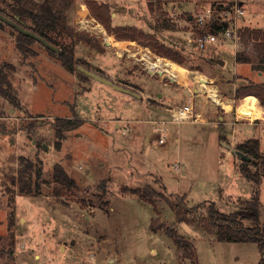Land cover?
Returning a JSON list of instances; mask_svg holds the SVG:
<instances>
[{"label":"rangeland","instance_id":"obj_1","mask_svg":"<svg viewBox=\"0 0 264 264\" xmlns=\"http://www.w3.org/2000/svg\"><path fill=\"white\" fill-rule=\"evenodd\" d=\"M88 1L56 2L68 27L83 40L75 46L73 72L56 57L57 51L37 40L25 42L27 52L22 56L13 29L5 24L0 28V64L15 66L10 80L20 102L16 107L0 96V264H264V250L259 245L220 242L197 221L179 223L162 198L186 196L188 207L198 208L191 210L189 217L199 220L208 217L212 203L220 212L230 214L245 207L259 192L264 223V176L260 186L247 181L240 172L241 158L223 145L230 143L226 138L220 142V131L209 125L193 130L191 125L169 123L167 139L161 144L156 124L145 123L154 112L140 99L78 71L79 67L86 68L125 88L129 82L140 81L146 90L156 89L167 96L169 109L187 105L192 96L183 92L181 80L149 74L144 54L148 50L155 57L174 62L153 44L157 40L171 48L180 54V65L184 76H189L192 91L199 84L211 93L215 87L209 84L218 82L205 77L204 63L222 59L226 74L233 75L237 70L232 61L235 49L225 45L202 53L196 43L201 30L196 17L209 7L221 9L233 2L94 0L98 5L108 4L112 15L116 14L113 27L136 29L137 43L122 45L118 41L123 43L124 39H115V33L95 16ZM245 4L242 28L264 29V0H246ZM1 7L8 10L6 4ZM108 39L115 44L109 46ZM59 41L70 44L72 40L66 36ZM248 48L254 59L253 46ZM117 55L121 63H117ZM123 78L126 84L118 83ZM160 79L168 85L161 86ZM205 94L198 95L202 98ZM200 98L194 104L195 114L203 113ZM147 104L158 107L155 100L149 99ZM238 109L240 114L263 122L256 118L254 108L242 105ZM59 118L83 121L66 133L60 150L52 127ZM117 119L123 121L120 128L115 127ZM179 134H185L180 145L174 140ZM148 135L150 141L146 142ZM237 136L241 142L258 138L255 133ZM263 147L264 142V152ZM20 157L34 163V179L41 185L39 194L18 192ZM56 164L77 183L60 198L51 196ZM176 165L180 170L174 168ZM249 169L256 171L253 165ZM144 188L154 191L156 208L136 193ZM244 224L251 227L253 222ZM171 229L176 231L174 236L168 231Z\"/></svg>","mask_w":264,"mask_h":264},{"label":"trees","instance_id":"obj_2","mask_svg":"<svg viewBox=\"0 0 264 264\" xmlns=\"http://www.w3.org/2000/svg\"><path fill=\"white\" fill-rule=\"evenodd\" d=\"M8 1L9 0H0V13L41 36L52 45H60L61 47L56 57L65 67L73 72L75 70V46L83 40L79 33H75L74 30H71L66 24V18L62 14V11L56 8V2L58 0H44L43 2H37L35 0H11V3H8ZM62 1L65 2V0ZM1 4H6L8 10L1 7ZM150 4L151 9H153V3L151 1ZM232 4L233 3H230L229 5ZM88 5L95 16L107 27L109 32L115 33V39L135 41L139 38L137 37L138 34H136V29H133L132 27L112 26L113 17L111 7L108 4L98 5L96 1L89 0ZM28 20H30V23H28ZM4 24L10 26L14 33H16V47L20 54L25 57V53L27 52L25 49V42H31L37 39L21 32L13 25L0 19V28H3ZM217 29L218 28L214 27H206L204 30H199L198 33L201 35L207 32H215ZM54 35L56 38L53 37ZM66 36H69L72 40L70 44L59 41V39H64ZM139 36L145 38V35L143 34H140ZM240 36L244 48L236 53V61L238 63H252L254 61L256 62L257 59L258 63L261 64L260 66H264V29H251L244 27L241 28ZM250 45L254 48V59L248 54L251 50L248 48ZM153 48L174 62L182 64L183 61L181 60L179 53H175L171 48L159 44L157 40L154 42ZM259 64L257 66L258 69ZM78 71L81 72L79 69ZM13 72H15V66L13 64H0V96L8 99L12 105L18 107L20 106V102L10 80ZM236 95L238 98L254 95L264 106V82H249L247 86L240 87L236 91ZM82 124L83 121L76 118L56 119L52 127L56 133L57 149L60 150L62 141L66 138V133L74 130ZM221 138H223L221 141L225 140L224 136ZM237 149L244 152L252 159L251 162L243 161L241 164L240 172L242 176L247 181L260 186L261 177L264 176V152L261 149L260 140H248L238 145ZM19 162L21 166L18 170V192L22 195L39 194L41 185L34 179V163L25 157H20ZM250 165H253L256 168L255 172L249 169ZM36 177L37 180L40 178V171L37 172ZM52 179L54 181V186L51 190V196L53 197L60 198L77 186L76 181L60 164L54 166ZM136 193L140 195L142 194L141 196L148 198L152 205H154V208H156V201L154 200L155 193L152 189H139ZM162 198H165L169 207L174 211L179 223L186 222L194 224L197 221L206 227L210 233L216 234L217 239L220 242L253 243L259 245L260 248L264 250V223L261 221V201L259 192L255 193L253 199L248 201L245 207L230 214L220 212L216 208L215 203H212L208 207V217H202L199 220L191 219L189 217L191 210L197 211L198 208L188 207L186 204V196H174L171 199L162 196ZM246 221L253 222V225L251 227L245 226L244 223ZM168 231L171 236H174L176 233L174 229Z\"/></svg>","mask_w":264,"mask_h":264},{"label":"crops","instance_id":"obj_3","mask_svg":"<svg viewBox=\"0 0 264 264\" xmlns=\"http://www.w3.org/2000/svg\"><path fill=\"white\" fill-rule=\"evenodd\" d=\"M221 1H227V2H234L235 0H221ZM116 16V14L112 15V17ZM113 21V19H112ZM118 27V26H116ZM123 27V26H119ZM119 44L126 45L128 44H135L137 43L136 41H128V40H123V43L119 42ZM115 44V43H114ZM117 63H121V57L117 55L116 57ZM166 59V58H163ZM207 59V58H206ZM167 60V59H166ZM208 63H204V75L207 79H209L211 82L215 81L218 82V84L213 85L214 83H210L209 87H215L217 96L220 100V102H215L211 97L210 93L208 90L205 88L199 87V84L196 85L194 91H192L191 87L189 86L188 83H190L189 76L188 77H182L181 82L183 83L184 81V93L188 94L189 96L191 95L190 99L188 100V103H193V105L196 102V98H200L198 94H205L202 96L201 103L202 105V112L203 113H197L198 118L194 121H186L183 123H177V125H191L192 129L193 127L196 126H204V125H209L210 127H214L215 129H218L220 131L219 134V139H221L222 136H224L230 143L229 145H234L238 146L248 140L251 139H259L261 144L263 145L264 142V106L260 103V100L256 98L255 96H247L244 98H237L236 91L240 87L246 86V84L250 81L253 82H264V70L261 68H257L258 62H252V63H238L236 61V54L232 56V61L235 63V67L237 68L236 72L233 75L226 74V70H224V67L226 66V61H223L222 59H207ZM217 61H221L223 64L218 63ZM174 63V62H173ZM176 64V63H174ZM180 67H182L180 64H176ZM247 65V66H246ZM130 68V65H127ZM242 67V69H240ZM246 68V69H245ZM152 78L151 76H149ZM211 78V79H210ZM185 79V80H184ZM123 79H119L118 83L122 84L125 83L123 82ZM138 80V79H137ZM161 86H167V83H163V79L158 80ZM224 82L226 85H224ZM126 84V83H125ZM128 88L133 89L137 91L138 93L141 94V97H137L140 99L142 105L146 108H149L154 112V115L152 116L151 120L155 119H162V118H169L167 115H163L162 113H159L149 107L147 104V100H155V102H158L157 106L161 109H164L165 111L169 109L171 106L170 105V99H168L167 96L164 94L158 93L159 91L156 92V89H149L146 90L141 84L140 81L138 82H129ZM135 85L138 89L134 88ZM174 86L175 83H172ZM189 86V87H188ZM198 86V88H197ZM155 88V87H154ZM161 88V87H160ZM177 88V86H176ZM229 92L227 93V91ZM200 91V93L198 92ZM198 92V93H197ZM127 94V93H126ZM193 94V95H192ZM197 94V95H195ZM251 99H255V101H249ZM257 100V101H256ZM244 101V102H243ZM198 103V102H197ZM244 105L245 107H251L252 109L254 108L257 113L256 118L262 119L261 123L258 121L254 120L252 117L247 116V115H242L240 114V109H238L240 106ZM182 105H179L177 107H182ZM176 107V106H175ZM216 107V108H215ZM242 108V107H241ZM204 110V111H203ZM221 112V113H220ZM205 113V114H204ZM213 114V115H212ZM214 114H220V116H214ZM148 122L146 121L145 123H151L153 121ZM121 123H123L122 119H117V122L115 123L116 128L121 127ZM110 124H112L110 122ZM174 124V123H171ZM176 124V123H175ZM190 127V126H189ZM128 129V128H127ZM180 130V129H179ZM190 130V128H188ZM194 130V129H193ZM253 130V132L251 131ZM181 132V131H180ZM252 133H255L256 135L258 134V138H249L244 142L237 141V135L240 134L242 136L246 135H252ZM244 134V135H243ZM185 136V134H179L176 137H174V140L180 144H182V138ZM145 141L149 142L150 141V135L145 137ZM221 143L223 141L220 140ZM233 147V146H232ZM264 148V147H263ZM262 149V148H261ZM222 153V151H221ZM228 157V156H227ZM224 162V160H223ZM182 168L186 170V166L183 165Z\"/></svg>","mask_w":264,"mask_h":264},{"label":"built area","instance_id":"obj_4","mask_svg":"<svg viewBox=\"0 0 264 264\" xmlns=\"http://www.w3.org/2000/svg\"><path fill=\"white\" fill-rule=\"evenodd\" d=\"M245 1L235 0L232 5L221 9L212 6L205 9L204 13L196 17L201 30H204L203 28L206 27L218 28L215 32L203 33L197 37L196 43L202 53L208 49H219L225 45L232 46L235 49V54L243 49L240 31L242 22L246 18ZM174 13L176 12L174 11ZM148 70L151 75L161 76L157 70L155 72H152L150 69ZM181 79L182 77H176L175 82H180ZM168 111L170 112L169 118L153 121L156 124V131L161 134L159 138L161 144L165 143L167 139L169 123H183L186 121H194L198 118V115L194 113L193 103H188L182 107L171 108ZM174 168L180 170L178 165L174 166Z\"/></svg>","mask_w":264,"mask_h":264},{"label":"water","instance_id":"obj_5","mask_svg":"<svg viewBox=\"0 0 264 264\" xmlns=\"http://www.w3.org/2000/svg\"><path fill=\"white\" fill-rule=\"evenodd\" d=\"M0 19H2L4 22L6 23H9L10 25H13L14 27H16L18 30H20L21 32L37 39L38 41H40L41 43H43L44 45H46L47 47L55 50V51H59V49H57L55 46H53L51 43H49L48 41H46L44 38H42L41 36L35 34L34 32L26 29L25 27H23L22 25H20L19 23L15 22L13 19L5 16L4 14L0 13ZM218 63H221L223 64L221 61H217ZM79 70L82 71L83 73H85L86 75H88L89 77H91L92 79H95L97 81H100L102 83H105L109 86H112L120 91H123L127 94H131V95H134L136 97H141V95L137 94L136 92L132 91L131 89L129 88H125V87H122L121 85H118L117 83L105 78L104 76L94 72V71H91V70H88L86 68H83V67H79ZM151 109L159 112V113H162L163 115H167V116H170V112L169 111H165L159 107H155V106H149ZM223 145L229 149L230 151H232L234 154H236L238 157L241 158L242 161H246V162H251L252 159L251 157H249L247 154H245L244 152L236 149V148H233L231 145H229L228 143H223ZM255 162V161H254Z\"/></svg>","mask_w":264,"mask_h":264},{"label":"bare ground","instance_id":"obj_6","mask_svg":"<svg viewBox=\"0 0 264 264\" xmlns=\"http://www.w3.org/2000/svg\"><path fill=\"white\" fill-rule=\"evenodd\" d=\"M99 27L101 28L102 26H99ZM101 33H103V32H101ZM107 44L109 46H111L114 43H113V41H111V40L109 41V39H108L107 40ZM144 57H145L148 69H150L152 72H155L157 70L160 73L161 76L168 77L172 81H176V77L180 78V77H183L184 74H185L184 73V69L182 67L174 64L173 62H171L169 60L160 58L158 56L155 57V56L151 55L150 51H148V50L145 52ZM183 83H184V81H183ZM210 97L214 101L219 99L218 96H217L216 90H213L210 93Z\"/></svg>","mask_w":264,"mask_h":264}]
</instances>
